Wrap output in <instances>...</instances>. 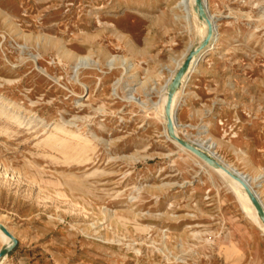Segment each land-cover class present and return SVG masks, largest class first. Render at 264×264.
I'll return each instance as SVG.
<instances>
[{
  "label": "rangeland",
  "instance_id": "1",
  "mask_svg": "<svg viewBox=\"0 0 264 264\" xmlns=\"http://www.w3.org/2000/svg\"><path fill=\"white\" fill-rule=\"evenodd\" d=\"M180 1L0 0L2 264H264L227 181L164 133L163 87L201 22ZM207 8L219 38L179 136L261 176L264 205V0Z\"/></svg>",
  "mask_w": 264,
  "mask_h": 264
},
{
  "label": "bare ground",
  "instance_id": "2",
  "mask_svg": "<svg viewBox=\"0 0 264 264\" xmlns=\"http://www.w3.org/2000/svg\"><path fill=\"white\" fill-rule=\"evenodd\" d=\"M203 2L205 4L206 16L210 20L211 25H212V32H211L210 36L208 37L206 45L203 44V40L207 34V23H206V20L204 18H200L198 16L197 11L195 10V0H181L179 2L180 6L181 5L184 6V10H185L184 11L185 12L184 17L187 18L189 16H192V18L194 20H197L199 18V19H201L200 20L201 22H199L200 24L196 26V30H197V33L199 36L197 42L189 45L186 53L183 54V59L177 63L176 69L170 71L169 77L167 78V81L165 82V85L163 87V91H162V95H161V101H160L159 106H160V109L162 111L161 116H162V118L164 120V124H165L164 125V127H165L164 133H165V136L172 143H174L179 149L187 152L188 154L192 155L194 158L199 159L202 163L210 166L216 173H218L221 176V178L225 179L227 181V184H229L230 187L232 188V190L234 191L236 197L242 202V207L245 210V212L247 214L252 215L254 223H256L257 226L260 228V230L264 233V223L261 220V218L259 217V215L257 214L256 209L254 208L253 204L251 203V201H250L247 193L245 192L244 188L242 187V185H240L237 181H235L234 179L229 177L227 175V173L222 171L220 168L216 167L215 165L208 164L204 159L199 158L195 153L186 149L184 146L179 144L174 138L170 137L166 131V116L164 113V106H165V103L167 101V88H168V85H169L175 71L183 62L188 51H195L194 55L192 56V59L190 60V63H189V66H188L186 72L183 73V75L180 78V85L178 86V88L173 93L171 103H170V116H171L172 121H173L174 132L178 137H180L179 132H178V125L179 124L177 122L178 116H177V113L175 112V107H177V105L179 104L180 95L186 89V87L190 81L192 72L196 69L197 65H199V63L203 59V52L208 48V46H210L211 44L216 42L219 38V34L217 31V19L209 13L208 8H207V0H203ZM183 139H185L186 141H189L190 143L195 145L198 149L205 152L210 157L215 158L216 161H218L221 165L225 166L230 171H234V172L240 174L241 176H244L248 186L255 193V195L257 196L258 200L260 201V203L264 209V205L262 204V201H261V199L258 195L257 189H256L259 186V184L254 185V186L251 184V182H256L261 176L251 178L246 173H243V172L237 170L236 168L232 167L229 163L222 160L219 156H217V154L214 150V143L213 142H208V140H206V139H202V140L188 139V138H183ZM0 223L2 225H4L8 231H10V229L7 225L2 223L1 221H0ZM6 240H8L9 243L11 242V239L9 237H7L0 229V242L6 241ZM4 259H5V257L1 259L0 264L3 263Z\"/></svg>",
  "mask_w": 264,
  "mask_h": 264
},
{
  "label": "water",
  "instance_id": "3",
  "mask_svg": "<svg viewBox=\"0 0 264 264\" xmlns=\"http://www.w3.org/2000/svg\"><path fill=\"white\" fill-rule=\"evenodd\" d=\"M195 10L197 11L198 16L200 18H204L206 20V23H207V34L203 40V44L206 45L208 37L210 36V34L212 32V25H211L210 20L206 16L205 4H204L203 0H195ZM194 53H195V51H188L183 62L175 71V73H174V75H173V77H172V79L168 85L167 101H166L165 106H164V113L166 116V131L170 137L174 138L179 144L184 146L186 149L195 153L199 158L204 159L208 164L215 165L216 167L220 168L222 171L227 173V175L229 177H231L232 179L237 181L240 185H242V187L244 188L245 192L247 193L251 203L253 204L254 208L256 209L257 214L259 215V217L261 218V220L264 223V209H263L260 201L258 200L257 196L255 195V193L248 186V184L245 180V177L241 176L240 174H238L234 171H230L225 166L221 165L218 161H216L213 157H210L209 155H207L205 152L198 149L195 145H193L189 141H186L185 139L178 137L174 132L173 121H172V118L170 116V103H171L172 95L175 92V90L178 88V86L180 85V78L183 75V73L186 72V70L189 66L190 60L192 59V56L194 55ZM0 229L7 237H9L11 239V242L9 244L2 245L0 247V261H1V259L6 257L11 252V250L14 248V246L17 244V239L1 223H0Z\"/></svg>",
  "mask_w": 264,
  "mask_h": 264
}]
</instances>
